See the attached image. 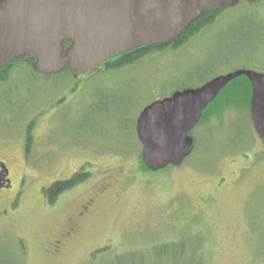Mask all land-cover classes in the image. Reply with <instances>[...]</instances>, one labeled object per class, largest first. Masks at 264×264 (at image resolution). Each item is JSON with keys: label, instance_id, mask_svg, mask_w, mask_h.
Here are the masks:
<instances>
[{"label": "rangeland", "instance_id": "obj_1", "mask_svg": "<svg viewBox=\"0 0 264 264\" xmlns=\"http://www.w3.org/2000/svg\"><path fill=\"white\" fill-rule=\"evenodd\" d=\"M24 65L0 85V100L13 97L0 105V139L18 153L11 167L22 187L0 215V264H264V145L248 110L211 115L193 130L190 156L168 171H141L135 131L155 100L216 75L264 72V0L227 7L181 48L95 73L76 91L70 77ZM82 167L91 177L51 207L43 187ZM70 218L76 231L55 251L50 242Z\"/></svg>", "mask_w": 264, "mask_h": 264}, {"label": "water", "instance_id": "obj_2", "mask_svg": "<svg viewBox=\"0 0 264 264\" xmlns=\"http://www.w3.org/2000/svg\"><path fill=\"white\" fill-rule=\"evenodd\" d=\"M240 1L0 0V68L33 55L39 73L58 74L70 67L85 75L123 53L179 36L209 9ZM241 76L251 83L250 117L264 145V72L236 70L142 109L137 135L144 164L153 172L182 165L195 143L190 131L220 92Z\"/></svg>", "mask_w": 264, "mask_h": 264}, {"label": "trees", "instance_id": "obj_3", "mask_svg": "<svg viewBox=\"0 0 264 264\" xmlns=\"http://www.w3.org/2000/svg\"><path fill=\"white\" fill-rule=\"evenodd\" d=\"M260 1H258V2H260ZM227 7L228 6H221V7H216L214 9H209V10L205 11L198 19L194 20L188 26H186L185 29L179 34V36H177L171 40L165 41V42H161V43L153 44V45L142 46V47L133 49L129 52L123 53V54L107 61L106 63H104L100 67L96 68L92 72L103 74V73H108L109 71L112 72V71L121 70L127 66H131V65L139 62L145 56L151 55L153 53L164 52L167 50L175 51V50L181 48L182 46H184L194 36L198 35L204 28L213 24L215 22V20L217 19V17L220 15V13H222L223 10ZM65 43L68 46L70 44V41H66ZM27 59L31 64L30 67L35 72H37L35 70V68H33V66H32V63H34L36 61L35 57L33 55H30L27 57ZM17 61L19 62L20 59L15 58L12 61H10L5 67L0 68V80L6 79L8 77V75L12 72L14 63ZM61 74H64V76L69 77L73 74V71L71 70L70 67H67L65 70H63L61 72ZM240 81H243V84L240 83ZM234 84H236V86H234ZM242 90H245V92L247 94L246 98L239 96V94ZM251 95H252V86H251V83L246 76H241V77L231 81L220 92L218 97L212 103H210L209 106L204 110L201 121L195 128H197L202 122L209 121V118L211 115H217L219 117L227 109H234V108L244 109V108H246L249 112V118H250ZM236 100H241L242 105H238V106L235 105ZM250 121H251V118H250ZM251 123H252V121H251ZM193 130L190 131V133H189L190 135H192ZM135 131H136V137L138 138L137 121L135 124ZM194 140H195V138H194ZM138 141H139V139H138ZM195 145H196V141L194 143L192 151L195 149ZM139 159H140V169L142 172L154 173L144 164V161L142 159V152L139 153ZM176 167L175 166H168L167 168L160 170V171H168L169 169L176 168ZM160 171H157V172H160ZM90 177H91V175L89 172H85V173L79 172V173L75 174L72 178H70L66 181H57L54 184H52L51 186L45 188L44 189V195H45V198H46L48 204L49 205L54 204L57 201L60 194H62L64 191L73 189L74 187H76L77 185H79L83 182H86Z\"/></svg>", "mask_w": 264, "mask_h": 264}, {"label": "flooded vegetation", "instance_id": "obj_4", "mask_svg": "<svg viewBox=\"0 0 264 264\" xmlns=\"http://www.w3.org/2000/svg\"><path fill=\"white\" fill-rule=\"evenodd\" d=\"M23 63H25L24 66H30L31 65L27 58L20 59L19 62L17 61V62L14 63L13 70L16 67H18L20 64H23ZM34 65H35V62L32 63L33 68H34ZM58 74H60V73H58ZM93 75H95V73H93V72H90V73L85 74V75H77L76 73L73 72V74L71 76H69L72 79V81H73V84L71 85V88H70L71 91H76L78 86H80L83 83H85V81H87L88 77L93 76ZM7 78L3 79V80H0V85H6L7 83H9L11 81V79H12V74L10 73ZM12 98L13 97H9L8 99L7 98H2L0 100V105L3 108H6L7 106L10 105V101H11ZM62 99L58 100V101L60 102V101H62ZM12 107H13V105H12ZM14 107H15V105H14ZM19 113H20V111H18V114ZM34 124H35L34 120H30L29 121L28 130L26 132V138L24 139V142H23V152H22L21 155L23 156V158L25 160L30 156L29 147L32 144L31 130L34 127ZM17 154L18 153L14 152L12 150V148H10V146L5 144L0 139V215L8 213L9 210L12 207H15L17 205L18 200L20 198V195L22 193L21 185L18 188H15V186L13 184V174H12V167L11 166L13 165V163H14L16 157H17ZM79 172L85 173L86 171L82 167L76 173L72 174L69 177L56 179L49 186H51L52 184H54L57 181H66V180L72 178L75 174H77ZM84 183L85 182L77 185L73 189L82 186ZM45 188H47V187H43V194H44V189ZM73 189L64 191L62 194H60L58 199H57V201L54 204H52L51 207H56L57 203L59 202V200L67 192H70ZM44 197H45V195H44ZM90 205H91V203H88L87 205H84L82 207L81 211L77 213L76 220H79L80 218H82L89 211ZM68 223H69V225L67 226V228H66L65 232L62 234V236L60 238L51 240L50 243H51V248L53 250L59 251L60 248L65 247L67 241L75 233L76 228H77V226H76L77 223H76L75 219L70 218Z\"/></svg>", "mask_w": 264, "mask_h": 264}]
</instances>
